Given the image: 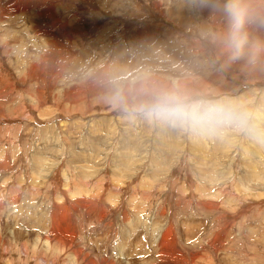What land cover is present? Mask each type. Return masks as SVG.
<instances>
[{"label": "rangeland", "instance_id": "obj_1", "mask_svg": "<svg viewBox=\"0 0 264 264\" xmlns=\"http://www.w3.org/2000/svg\"><path fill=\"white\" fill-rule=\"evenodd\" d=\"M242 3L233 59L223 0H0V264H264V0ZM160 88L247 119H150Z\"/></svg>", "mask_w": 264, "mask_h": 264}, {"label": "clouds", "instance_id": "obj_2", "mask_svg": "<svg viewBox=\"0 0 264 264\" xmlns=\"http://www.w3.org/2000/svg\"><path fill=\"white\" fill-rule=\"evenodd\" d=\"M220 10L229 21L225 43L233 59L245 56L248 46L246 25L249 16L242 0H223ZM259 49L261 46H252ZM139 110L150 119L189 127L193 130L210 129L226 124H243L247 114L224 101L189 96L173 89L160 88L151 92L140 104Z\"/></svg>", "mask_w": 264, "mask_h": 264}, {"label": "bare ground", "instance_id": "obj_3", "mask_svg": "<svg viewBox=\"0 0 264 264\" xmlns=\"http://www.w3.org/2000/svg\"><path fill=\"white\" fill-rule=\"evenodd\" d=\"M101 81V80H100ZM253 131V130H252ZM252 137V136H251ZM159 139V138H158ZM163 144H164V142H163ZM168 147V146H167ZM122 149V148H121ZM72 161V160H71ZM161 172V171H160ZM66 210V209H65ZM93 211V210H92Z\"/></svg>", "mask_w": 264, "mask_h": 264}]
</instances>
